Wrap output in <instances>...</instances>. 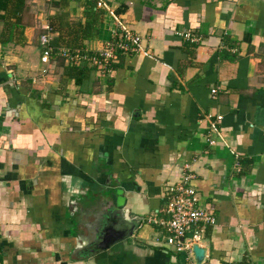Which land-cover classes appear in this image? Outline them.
I'll list each match as a JSON object with an SVG mask.
<instances>
[{
    "label": "crops",
    "instance_id": "0c3cea01",
    "mask_svg": "<svg viewBox=\"0 0 264 264\" xmlns=\"http://www.w3.org/2000/svg\"><path fill=\"white\" fill-rule=\"evenodd\" d=\"M86 1L0 0V264H185L148 222L185 164L216 216L206 258L264 264V0H95L86 49L140 40L80 86L38 37Z\"/></svg>",
    "mask_w": 264,
    "mask_h": 264
},
{
    "label": "built area",
    "instance_id": "2783aa9c",
    "mask_svg": "<svg viewBox=\"0 0 264 264\" xmlns=\"http://www.w3.org/2000/svg\"><path fill=\"white\" fill-rule=\"evenodd\" d=\"M102 4L97 2V6ZM42 32L38 37L40 45V62L47 65L54 54L62 57L65 63L78 64L80 61L87 62L90 66L102 73L110 71L112 64L119 61V51L126 52L132 50V43H137L140 38L137 35H131L130 32L123 30L113 40H107L98 50L85 49H69L67 47H59L54 50L51 45L52 34L49 25H41ZM184 38L197 41L191 30L181 32ZM43 72L47 71L45 67ZM215 92V89H212ZM218 120L221 116H216ZM207 134L206 142L209 145L216 143L213 138L215 127ZM212 133V135H211ZM238 166V163H236ZM188 164L183 166L184 171L173 182H169L163 187L164 214L158 216V212L153 217L148 218V222L158 225L162 229V233L158 234L156 241H162L164 247L173 251L174 258L177 254H182L185 264H198L193 254V245L201 246V241L205 236L207 226L216 224V216L211 206L202 204L201 196L196 187L193 186L192 180L194 175L188 171ZM200 264H239L232 260H221L212 262L204 256Z\"/></svg>",
    "mask_w": 264,
    "mask_h": 264
},
{
    "label": "trees",
    "instance_id": "16d2710c",
    "mask_svg": "<svg viewBox=\"0 0 264 264\" xmlns=\"http://www.w3.org/2000/svg\"><path fill=\"white\" fill-rule=\"evenodd\" d=\"M88 4L87 8V16L88 19L84 22L77 21L72 24H66L65 26L67 31L65 35H62L60 32L57 36H54L51 40V44L56 50L61 43L64 44L67 48L73 49H84L85 45L82 43L84 39L91 40L95 37L98 30V21L101 15V11L95 8V0H87ZM6 14V13H5ZM3 14V15H5ZM62 21L63 17H59ZM4 28L6 30V35L1 37L3 42H8L14 40L13 26L17 24V21L11 22V20H7V17L4 18ZM63 23V22H61ZM60 23V24H61ZM57 47V48H56ZM60 57V56H57ZM60 63L64 64L63 75L65 78H71L77 85H82L84 80L88 77V74L91 70V66L85 62L80 61L78 64L74 63H65L62 57L59 58ZM181 257H183L181 255Z\"/></svg>",
    "mask_w": 264,
    "mask_h": 264
},
{
    "label": "water",
    "instance_id": "95a60500",
    "mask_svg": "<svg viewBox=\"0 0 264 264\" xmlns=\"http://www.w3.org/2000/svg\"><path fill=\"white\" fill-rule=\"evenodd\" d=\"M193 254H194L196 263L200 264L204 259L205 249L195 244L193 245Z\"/></svg>",
    "mask_w": 264,
    "mask_h": 264
},
{
    "label": "rangeland",
    "instance_id": "374dc122",
    "mask_svg": "<svg viewBox=\"0 0 264 264\" xmlns=\"http://www.w3.org/2000/svg\"><path fill=\"white\" fill-rule=\"evenodd\" d=\"M53 60H54V59L52 58V59H51V61H53ZM54 63H56V61H55V62H53L52 64H54Z\"/></svg>",
    "mask_w": 264,
    "mask_h": 264
}]
</instances>
